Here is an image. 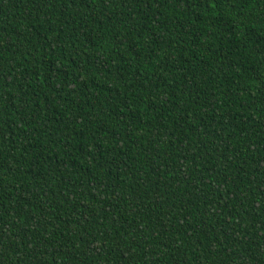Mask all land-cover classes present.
<instances>
[{
    "label": "trees",
    "instance_id": "trees-1",
    "mask_svg": "<svg viewBox=\"0 0 264 264\" xmlns=\"http://www.w3.org/2000/svg\"><path fill=\"white\" fill-rule=\"evenodd\" d=\"M0 264H264V0H0Z\"/></svg>",
    "mask_w": 264,
    "mask_h": 264
}]
</instances>
